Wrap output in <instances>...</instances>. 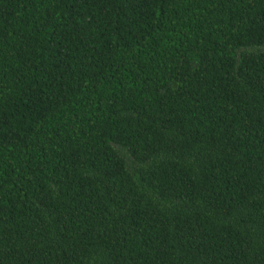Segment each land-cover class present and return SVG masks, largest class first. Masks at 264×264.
I'll return each mask as SVG.
<instances>
[{
    "label": "trees",
    "instance_id": "obj_1",
    "mask_svg": "<svg viewBox=\"0 0 264 264\" xmlns=\"http://www.w3.org/2000/svg\"><path fill=\"white\" fill-rule=\"evenodd\" d=\"M0 264H264V0H0Z\"/></svg>",
    "mask_w": 264,
    "mask_h": 264
}]
</instances>
